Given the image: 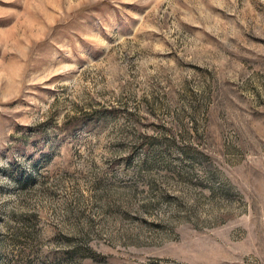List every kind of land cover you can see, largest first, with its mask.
Listing matches in <instances>:
<instances>
[{"label":"rangeland","instance_id":"374dc122","mask_svg":"<svg viewBox=\"0 0 264 264\" xmlns=\"http://www.w3.org/2000/svg\"><path fill=\"white\" fill-rule=\"evenodd\" d=\"M0 264H264V0H0Z\"/></svg>","mask_w":264,"mask_h":264}]
</instances>
